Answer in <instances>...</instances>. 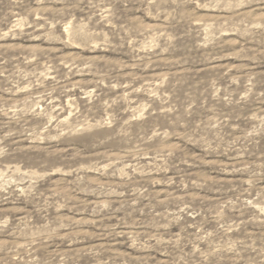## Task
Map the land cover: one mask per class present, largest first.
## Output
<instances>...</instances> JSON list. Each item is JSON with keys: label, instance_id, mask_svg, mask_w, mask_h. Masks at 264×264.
<instances>
[{"label": "rangeland", "instance_id": "1", "mask_svg": "<svg viewBox=\"0 0 264 264\" xmlns=\"http://www.w3.org/2000/svg\"><path fill=\"white\" fill-rule=\"evenodd\" d=\"M0 264H264V0H0Z\"/></svg>", "mask_w": 264, "mask_h": 264}]
</instances>
